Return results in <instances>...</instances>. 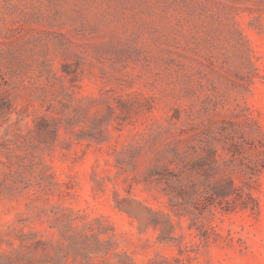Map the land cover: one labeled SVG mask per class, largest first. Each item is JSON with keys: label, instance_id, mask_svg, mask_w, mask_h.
Here are the masks:
<instances>
[{"label": "rangeland", "instance_id": "374dc122", "mask_svg": "<svg viewBox=\"0 0 264 264\" xmlns=\"http://www.w3.org/2000/svg\"><path fill=\"white\" fill-rule=\"evenodd\" d=\"M177 154L251 207L173 214ZM167 263L264 264V0H0V264Z\"/></svg>", "mask_w": 264, "mask_h": 264}, {"label": "trees", "instance_id": "16d2710c", "mask_svg": "<svg viewBox=\"0 0 264 264\" xmlns=\"http://www.w3.org/2000/svg\"><path fill=\"white\" fill-rule=\"evenodd\" d=\"M186 158L177 154L176 158L169 162L165 168V174L161 176L165 187L164 192L168 197V205L170 211L181 217L185 215H195L199 205H204V208H209L218 205L225 213L232 212L239 206L240 209H246L254 199L250 192V181H254L253 177L257 172L246 176V182L241 186H237L231 177L226 180V187L220 186L221 178L218 177V170H213V181L204 182L197 176L196 172L188 166ZM193 165V164H192ZM226 204V206H222ZM233 203V205H231ZM251 207V206H250ZM217 209V208H216ZM155 217H161L158 220L165 225L167 229H172L173 223L168 213L159 212L153 213ZM149 225V224H148ZM211 230L214 229L212 224H208ZM161 232L160 239H171L170 236H163ZM169 264V263H167Z\"/></svg>", "mask_w": 264, "mask_h": 264}]
</instances>
